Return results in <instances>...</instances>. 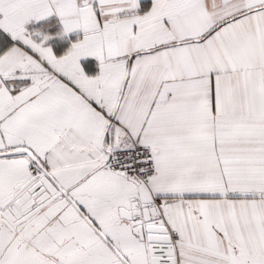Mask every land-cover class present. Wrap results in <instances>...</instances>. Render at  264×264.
Wrapping results in <instances>:
<instances>
[{"label": "snow or ice", "instance_id": "6c2138e0", "mask_svg": "<svg viewBox=\"0 0 264 264\" xmlns=\"http://www.w3.org/2000/svg\"><path fill=\"white\" fill-rule=\"evenodd\" d=\"M0 264H264V0H0Z\"/></svg>", "mask_w": 264, "mask_h": 264}, {"label": "crops", "instance_id": "0c3cea01", "mask_svg": "<svg viewBox=\"0 0 264 264\" xmlns=\"http://www.w3.org/2000/svg\"><path fill=\"white\" fill-rule=\"evenodd\" d=\"M36 27H42L45 31H51V32H56L59 31L60 25L57 20V18L52 17L48 20L40 22V24L35 25ZM75 34H71L68 39L64 40H53L50 43H52L54 49L59 52L63 48H66L68 44L70 43L71 40H74Z\"/></svg>", "mask_w": 264, "mask_h": 264}]
</instances>
